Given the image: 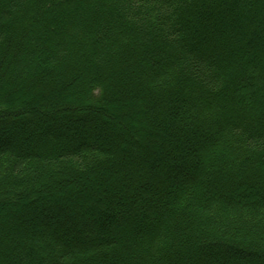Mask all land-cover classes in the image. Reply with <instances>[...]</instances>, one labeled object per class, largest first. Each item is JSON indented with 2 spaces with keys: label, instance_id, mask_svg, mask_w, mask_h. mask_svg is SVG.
Wrapping results in <instances>:
<instances>
[{
  "label": "trees",
  "instance_id": "trees-1",
  "mask_svg": "<svg viewBox=\"0 0 264 264\" xmlns=\"http://www.w3.org/2000/svg\"><path fill=\"white\" fill-rule=\"evenodd\" d=\"M25 121L0 264H264V0H0Z\"/></svg>",
  "mask_w": 264,
  "mask_h": 264
},
{
  "label": "rangeland",
  "instance_id": "rangeland-1",
  "mask_svg": "<svg viewBox=\"0 0 264 264\" xmlns=\"http://www.w3.org/2000/svg\"><path fill=\"white\" fill-rule=\"evenodd\" d=\"M19 96H20V100H21V102H23V100H24V92L22 93V92H20L19 94H18ZM26 95V94H25ZM107 96H108V94H107ZM30 99H31V96L29 97ZM19 100V99H18ZM71 100H73V97L71 98ZM63 105V104H62ZM9 106H14L13 104H11V105H9ZM29 103L27 102V101H24V108L25 109H18L17 111H18V113L20 114V115H23V114H26L27 113V110L29 109ZM13 108V107H12ZM16 108V107H15ZM49 123H50V120L48 119V120H45V122H43L41 125H39L38 123H35V125H37V128L38 129H41V127H45V126H47V125H49ZM32 124H34V123H32V122H29V121H25V124L24 125H22L21 127H20V129H21V133L20 134H16V136L15 137H13V135L12 134H10V133H8V132H12V130H13V128L15 129L16 128V126L14 125V124H12L11 126H13V128H11V126L10 125H5V124H1L0 123V145H2V146H6L7 148H20L21 149V146H25V145H27V144H29V141L30 140H34V139H36V137L34 136V137H32L31 139L30 138H28V133H27V127H30V126H32ZM17 125V124H16ZM102 131L103 129H102V127H99V128H97V131L99 132V131ZM34 138V139H33ZM2 139V140H1ZM17 141H19V142H21L20 143V147H19V145H17L16 143H17ZM29 217H31V216H29ZM31 218H33V217H31ZM37 219H40L39 217L37 218ZM36 223V225H34L33 227H34V232H40L42 229H48L49 227H52V226H54L55 224L50 220L49 221V223H47V225H45V224H41V222H39V221H36L35 222ZM110 223V222H109ZM201 238V237H200ZM247 244H248V247H250V248H254L255 249V246H257V244H259L258 243V241H249V242H246ZM237 253V252H236ZM238 254V253H237Z\"/></svg>",
  "mask_w": 264,
  "mask_h": 264
}]
</instances>
